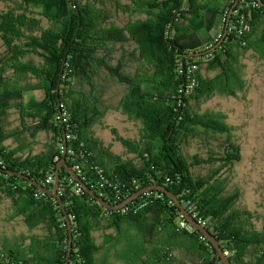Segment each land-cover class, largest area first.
<instances>
[{
    "label": "trees",
    "instance_id": "1",
    "mask_svg": "<svg viewBox=\"0 0 264 264\" xmlns=\"http://www.w3.org/2000/svg\"><path fill=\"white\" fill-rule=\"evenodd\" d=\"M236 1L21 0L0 13V202L18 215L41 218L47 245L37 255L0 246V264H65L69 229L58 202L6 173L26 174L52 189L63 156L113 205L141 189L165 187L207 221L232 264H264V225L231 187L240 145L225 115L198 111L217 93L237 97L248 54L264 61V7L239 0L228 19ZM239 15L246 23L242 37L224 31ZM192 37L199 41L191 45ZM189 63L198 66L199 87L179 96L191 77ZM111 112L139 123L138 135L126 138L108 126L104 119ZM98 125L110 130L122 153L97 134ZM42 133L50 137L45 149L28 150ZM193 141L208 146L207 159L190 155ZM204 165L217 167L203 175L197 169ZM102 177L105 188L99 189ZM71 178L60 170V196L72 222L69 264H92L102 249L94 234L106 228L125 237L126 262L160 264L170 251L175 261L187 253L196 264H222L198 231L179 228L180 210L163 192L149 191L114 212L84 190L77 193ZM129 230L140 240L128 238Z\"/></svg>",
    "mask_w": 264,
    "mask_h": 264
},
{
    "label": "rangeland",
    "instance_id": "2",
    "mask_svg": "<svg viewBox=\"0 0 264 264\" xmlns=\"http://www.w3.org/2000/svg\"><path fill=\"white\" fill-rule=\"evenodd\" d=\"M20 1L0 0V13L9 7L18 6ZM208 39L201 41L205 43ZM189 40L191 45L199 41L196 37ZM3 51L4 46L0 40V54ZM243 63V87L235 89L238 97L217 93L211 99L202 101L198 111L225 115V121L232 128L233 139L240 145L242 155L241 161L231 168V187H236L242 192L241 205L255 213L258 226L261 227L264 225V61L250 53ZM104 122L117 128L123 137L134 138L138 135L139 123L120 113H108ZM96 131L107 144H113L116 153L123 152L121 144L113 141L110 130L98 125ZM189 153L198 154L204 159L209 157L208 146L198 141L191 143ZM216 167L204 165V168L197 169V172L206 175ZM10 231L9 207L0 202V238L9 236Z\"/></svg>",
    "mask_w": 264,
    "mask_h": 264
},
{
    "label": "crops",
    "instance_id": "3",
    "mask_svg": "<svg viewBox=\"0 0 264 264\" xmlns=\"http://www.w3.org/2000/svg\"><path fill=\"white\" fill-rule=\"evenodd\" d=\"M219 23L221 25L220 19ZM221 28L222 26H220V29ZM245 59H243V62ZM49 138L50 137L45 133L38 135L36 141L29 144L28 150L31 149L34 153L42 152L45 149V145L48 143ZM9 145L16 147L13 139L9 140ZM40 220L41 218L35 216L24 217L18 215L13 209L9 208V226L11 227V231L9 232V236L0 238V246L9 248V250L17 253L25 252L30 253L31 255L46 252L44 224ZM126 233L128 234V238H133L135 241L140 240L136 231L129 230ZM94 236L97 244L102 246V249L95 256L92 264H135L123 260V255L130 247L127 246L125 237H120L115 229L106 228L99 230L95 232ZM119 238L121 242H118ZM176 262L178 264H196L197 259L185 253L180 255L179 260Z\"/></svg>",
    "mask_w": 264,
    "mask_h": 264
},
{
    "label": "water",
    "instance_id": "4",
    "mask_svg": "<svg viewBox=\"0 0 264 264\" xmlns=\"http://www.w3.org/2000/svg\"><path fill=\"white\" fill-rule=\"evenodd\" d=\"M257 1L264 7L263 0H257ZM238 3H239V0L236 1V3L234 4L233 8L230 10V12L228 14V19L231 18V15H232L234 9L236 8V6L238 5ZM228 23H229V21H227V23L225 25V30H224L225 32H226V30L228 28ZM222 42H223V38L221 39V41H219V43L217 45H215L208 52H214L221 45ZM202 54L203 53L189 54V56L190 57H195V56H200ZM62 168H64L65 171L74 180L79 182L81 184V186H82V189L86 193H88L100 206L104 207L105 209H107L109 211H114V212L120 211V210L124 209L125 207H127L128 205L132 204L133 202H136L139 197H141L142 195L146 194L149 191L158 190V191L163 192L164 194H166L169 198H171L175 202L176 206L180 210V216L185 218L189 222V224L191 226H193L195 228V230H197L202 236H204V238L212 245V247L214 248V251L219 256V258L221 260V263L222 264H232L229 256L223 250L222 246L217 241L215 236L206 227H204L201 224H199L198 221L181 204V202L177 199V197L173 193H171L169 190H167L165 187H163V186H150V187L141 189V190L137 191L135 194H133L131 197H129L126 200H124L122 203L113 205L112 203L108 202L106 199H104L103 197L98 195L92 188H90L82 180V178L77 174L75 169H73L72 167H70L67 164L66 156H63L62 160L57 164L56 178H55V182H54V185H53L52 189H48V188L44 187L43 185H41L37 181L32 180L26 174L19 173L17 171H11V170L6 171L7 174L15 175V176H18V177L28 181L31 185L35 186L39 191H41L44 194L49 195L50 197H53L58 202V205H59L61 211L63 212L65 221L67 223V227L69 229V248H68V253H67L65 264H69V260H70V257L72 255V251H73V235H72V222L70 220L69 214L67 213V210H66L65 204H64V202L62 200V197L59 194L60 180H61L60 179V170Z\"/></svg>",
    "mask_w": 264,
    "mask_h": 264
},
{
    "label": "built area",
    "instance_id": "5",
    "mask_svg": "<svg viewBox=\"0 0 264 264\" xmlns=\"http://www.w3.org/2000/svg\"><path fill=\"white\" fill-rule=\"evenodd\" d=\"M240 1L245 6H249L250 5L252 8H256V9L261 7V4L257 0H240ZM245 25H246L245 16L244 15H239V16L236 17L235 24H231V25H230V23L228 24V28H227L226 33L233 34L236 37H242L244 35V33H245V29H246ZM186 70H187L188 74L191 75L190 80L187 83V85L184 88L180 89L179 92H178L179 96H185V97L190 96L199 87V81L196 78V72L198 70L197 64H190L189 63ZM56 161H58V158H56ZM53 181H54V179H53L52 176H50L47 179V183L48 184L53 183ZM70 182L71 183H73V182L75 183V186H76V189H77V193H80L83 190L81 184L79 182H77L76 180H74L73 178L70 179ZM97 185L99 186V189H104L105 188V179L102 177L98 181ZM59 194H60V189H59ZM158 198H161V196L158 195ZM188 205L190 207L189 213L198 221L199 224H201L202 226L207 228V221L203 217H201L197 212H195V210H194L193 206L190 204V202H189ZM142 206H144V205H140V207H142ZM179 228L181 230L186 231L189 234H192L195 231H197L183 217H181V219L179 220ZM201 238L203 240H206L204 238V236H202ZM226 254L229 256L228 252H226ZM262 254L264 256V251L262 252ZM3 256L4 255H2L0 253V257H3ZM160 264H178V263L174 260L173 253L170 252V251H167L165 262L164 263H160Z\"/></svg>",
    "mask_w": 264,
    "mask_h": 264
}]
</instances>
